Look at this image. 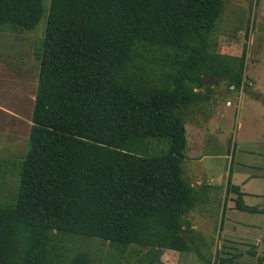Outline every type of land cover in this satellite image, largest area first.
Listing matches in <instances>:
<instances>
[{
  "label": "trees",
  "instance_id": "1",
  "mask_svg": "<svg viewBox=\"0 0 264 264\" xmlns=\"http://www.w3.org/2000/svg\"><path fill=\"white\" fill-rule=\"evenodd\" d=\"M223 8L224 0H51L28 150L6 167L19 185L0 202V264H97L65 245L75 237L129 249L132 264H162L166 251L233 263L204 257L184 219L197 202L183 173L187 112L208 101L210 81L245 85L246 54L212 43ZM44 14L43 0H0V32L34 31ZM227 190L236 210L258 212L231 179Z\"/></svg>",
  "mask_w": 264,
  "mask_h": 264
},
{
  "label": "rangeland",
  "instance_id": "2",
  "mask_svg": "<svg viewBox=\"0 0 264 264\" xmlns=\"http://www.w3.org/2000/svg\"><path fill=\"white\" fill-rule=\"evenodd\" d=\"M50 3L51 0H43L45 14L34 31L20 35L0 32V170L5 171L0 175V202L3 203L13 201L19 185L17 170L6 167L21 162L28 150L40 70L37 54L46 33ZM212 43L220 54H246L245 85L241 91H234L225 81H210L213 93L208 101L187 112L189 148L183 173L184 179L195 188L197 202L184 219L199 227L194 236L204 257L233 259L232 264H264V216L242 214L243 218L260 222L261 235H223L228 223L220 219L224 204L236 198L227 190L232 175L238 182L234 178L238 173L255 176L263 173L260 166H264V158L260 154H264V145H260V140L264 137V105L255 101L248 89L264 92V0H224ZM198 128L202 129L200 135ZM230 213L241 215L227 210L226 218L231 217ZM75 238L65 245L90 251L97 264L133 263L129 249L121 255L109 243ZM147 251L138 248L135 255L144 257ZM181 258L180 264H205L195 253H182Z\"/></svg>",
  "mask_w": 264,
  "mask_h": 264
},
{
  "label": "crops",
  "instance_id": "3",
  "mask_svg": "<svg viewBox=\"0 0 264 264\" xmlns=\"http://www.w3.org/2000/svg\"><path fill=\"white\" fill-rule=\"evenodd\" d=\"M248 91L252 92L251 95H254L255 98L253 99L255 101L260 102V103L262 102V104L264 105V92H256L252 89H248ZM197 131L199 132V135H200V133L202 132V129L198 128ZM197 141L200 142L199 137ZM260 145H264V137L260 140ZM188 148H189V141H188L187 149ZM197 152L198 151L196 150L195 153ZM260 156L264 158V154H260ZM260 169L263 171L261 175L255 176V175L245 174L243 172L236 174L234 178L236 177V179H238V182H235L233 180V175H232L231 182L233 185L238 186L240 188L243 194V199H244L245 204L248 206L257 208L258 210L257 213L249 214V215L262 217L264 216V166H260ZM230 203L232 204V207L229 205ZM227 210L233 213L239 212V214L241 215L237 216L236 214L230 213L231 217L226 218ZM242 214H245V212H240L235 209L234 200L231 202L228 201V204L226 205V212L224 215V219H223V213L220 216V219L223 222L226 221V224L228 223L225 226L226 229L224 227L223 235H261V233L263 232V227L261 226L260 222L256 220H252V219L243 218ZM192 229L195 230L194 231L195 235H197V233L200 231L199 227L195 224L192 225ZM181 260H182L181 254L171 252V251H166L161 261L162 263H165V264H180Z\"/></svg>",
  "mask_w": 264,
  "mask_h": 264
}]
</instances>
